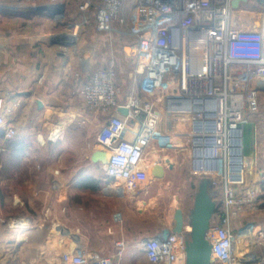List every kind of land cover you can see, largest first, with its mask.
<instances>
[{"label": "built area", "instance_id": "built-area-1", "mask_svg": "<svg viewBox=\"0 0 264 264\" xmlns=\"http://www.w3.org/2000/svg\"><path fill=\"white\" fill-rule=\"evenodd\" d=\"M78 9L82 22L92 19L95 31L120 42L131 60L132 86L123 98L111 48L105 64L90 71L79 87L84 105L106 116L95 135L99 150L108 153L101 194L131 199L146 192L155 179L152 167L163 163L159 156L149 159L147 147L158 131L177 136L175 123L186 117L199 124L197 131L212 146L210 156L202 151L204 175L216 201L206 232L211 264H264V225L234 227L242 212L260 207L264 194L256 174L251 179L238 175L250 158L248 119L258 112L264 91V0L240 1L238 8L231 0H81ZM13 95L0 90L3 141L17 135L6 119V103ZM119 107H126L127 114ZM193 136L189 132L186 137ZM250 145L251 151L254 142ZM112 217L122 224L121 212ZM19 221L13 219L11 225ZM171 225L140 238L133 249L150 264H185L190 226L185 221L175 233ZM128 247L117 239L105 255L79 239L70 244L61 240L57 264H120Z\"/></svg>", "mask_w": 264, "mask_h": 264}, {"label": "crops", "instance_id": "crops-1", "mask_svg": "<svg viewBox=\"0 0 264 264\" xmlns=\"http://www.w3.org/2000/svg\"><path fill=\"white\" fill-rule=\"evenodd\" d=\"M2 1L10 0H0V90L14 94L6 103L10 109L6 119L17 130L12 140L20 142V157L2 161L0 156V167L12 172L0 175V264H57L61 240L70 244L78 239L105 255L113 251L115 240L123 239L129 247L120 264H150L132 245L171 224L176 207L187 221L191 207L187 201L172 209L168 206L163 222L141 228L133 219L136 213L152 215L136 207L137 200L142 195L148 199L159 196L158 190L152 191V182L145 194L131 199L101 194L102 163L92 161L90 155L99 149L95 135L106 116L86 107L79 93L87 74L105 64L111 48L118 61L119 98H123L132 86L129 52L117 40L110 42L105 34L97 33L92 19L81 21V0L20 2L16 7ZM33 9L38 12L32 13ZM187 119L179 117L175 123L179 137ZM252 133L259 134L249 130L247 171L258 155L259 142ZM1 135L0 127L3 155L12 140L3 141ZM254 141L256 148L250 151ZM198 165L201 179L207 164L200 161ZM167 171L166 167L165 175ZM13 181L20 182V188L15 185L4 195L2 186L9 189ZM260 200L257 210L244 211L235 219V230L247 224L264 225V197ZM8 204L12 211H20L16 229L4 223ZM116 211L122 213V224L113 220ZM7 242L14 247L11 253Z\"/></svg>", "mask_w": 264, "mask_h": 264}, {"label": "rangeland", "instance_id": "rangeland-1", "mask_svg": "<svg viewBox=\"0 0 264 264\" xmlns=\"http://www.w3.org/2000/svg\"><path fill=\"white\" fill-rule=\"evenodd\" d=\"M2 2L6 3L7 1ZM8 3L12 7H16L20 5V0H10L7 2V4ZM258 100V112H256V114L252 115L248 119L250 120V125L248 126V128L253 129L255 133H259L258 136L252 133L253 137H257V144L259 142V145H257L258 155L256 156L257 158L254 159L255 164L253 165V167H251V165L248 167L249 171L243 168V171L245 172L238 173V175L242 174V179H251L254 177L255 173L264 172V152L262 150V145L264 144V91H261L259 93ZM187 120L188 122L186 123V129L183 131L184 133L180 134V137H177L178 135L165 136L158 131L155 134L150 145L147 147L146 153L149 159H154L159 156L160 158H162L166 167L168 164L165 161H170L173 167L171 169L167 167L168 171L166 172L164 178H159L160 180H156L158 178H155L154 180L156 181L152 180V191L158 190L159 192V196L155 195L156 199H148V197H145L146 195H142V197L137 200L136 207H139L141 209L145 208L147 211H149L148 213H151L152 215L151 217L144 215L138 216L136 213L137 216L135 215L133 219L141 228H148L149 226L156 227L159 223L163 222V214L166 212V209H168V206L172 209L175 206H179V204H184L183 201H187L190 207H192L194 193L196 192L201 180L199 177L201 169L199 167L201 166L198 165V163L200 161L201 163H203L204 161L202 151L204 150V152L206 151V153L209 154L212 146L208 145V140L206 139L204 134L197 131V127L199 126V124L195 121L189 119ZM206 126L207 125H202V127ZM175 132H177L176 128ZM189 132H192L194 138L191 139L190 137H186ZM14 137L7 139L6 141L12 140L14 139ZM256 142L254 141V147L256 146ZM255 151L257 152V149H255ZM0 156H2V161H5V159L13 161L14 159L18 158V156H13V154L11 155L9 153ZM250 167L252 169H250ZM7 171L9 172V170H4L2 167H0V175L7 174ZM246 172L248 173L245 174ZM9 173L12 172L10 171ZM263 182L262 187L264 193ZM2 185L3 184H1V186ZM15 185L19 186L20 188V182L18 183L17 181H13L11 187L8 186L10 190L7 189V186L3 185V194L5 195L8 192L10 193L12 188H14L13 186ZM141 194H145V192ZM263 197L264 194L261 198ZM144 200H146L147 203L142 202ZM5 207L7 212H9V216L8 218L4 217V223H9V229H16V226H12L10 221L20 217V211H12L10 204ZM14 237L16 236L14 235ZM7 244H10L9 252L11 253V249H13L14 247L11 245V242H7ZM256 264L258 263L256 262Z\"/></svg>", "mask_w": 264, "mask_h": 264}, {"label": "water", "instance_id": "water-1", "mask_svg": "<svg viewBox=\"0 0 264 264\" xmlns=\"http://www.w3.org/2000/svg\"><path fill=\"white\" fill-rule=\"evenodd\" d=\"M247 0H231L234 8L239 7V2ZM33 9L31 12H38ZM118 111L127 114L126 107H119ZM90 159L94 162L100 161L102 164L107 163L108 153L103 150H95L91 153ZM168 168L173 165L170 161H166ZM166 166L161 163L155 164L151 173L154 178H162L165 175ZM260 181H263V174L257 175ZM211 186L208 177H202L199 186L194 193L192 207L188 212L187 222L190 226L188 237L185 241V264H211V243L206 237L210 220L216 211V201L211 194ZM185 222L184 213L180 207H176L173 213L171 230L175 233L181 231Z\"/></svg>", "mask_w": 264, "mask_h": 264}, {"label": "trees", "instance_id": "trees-1", "mask_svg": "<svg viewBox=\"0 0 264 264\" xmlns=\"http://www.w3.org/2000/svg\"><path fill=\"white\" fill-rule=\"evenodd\" d=\"M259 2H261V0H257ZM15 138V137H14ZM9 154H13V156H18L20 157V142L18 141H11L10 142V148L8 151ZM4 170L7 169L5 166L2 167ZM202 177H207L206 175H202ZM264 183V182H263ZM211 186V185H210Z\"/></svg>", "mask_w": 264, "mask_h": 264}, {"label": "bare ground", "instance_id": "bare-ground-1", "mask_svg": "<svg viewBox=\"0 0 264 264\" xmlns=\"http://www.w3.org/2000/svg\"><path fill=\"white\" fill-rule=\"evenodd\" d=\"M54 232V231H53Z\"/></svg>", "mask_w": 264, "mask_h": 264}]
</instances>
